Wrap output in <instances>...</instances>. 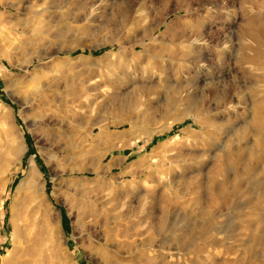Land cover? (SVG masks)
I'll return each instance as SVG.
<instances>
[{
  "label": "rangeland",
  "instance_id": "1",
  "mask_svg": "<svg viewBox=\"0 0 264 264\" xmlns=\"http://www.w3.org/2000/svg\"><path fill=\"white\" fill-rule=\"evenodd\" d=\"M0 264H264V0H0Z\"/></svg>",
  "mask_w": 264,
  "mask_h": 264
},
{
  "label": "bare ground",
  "instance_id": "2",
  "mask_svg": "<svg viewBox=\"0 0 264 264\" xmlns=\"http://www.w3.org/2000/svg\"><path fill=\"white\" fill-rule=\"evenodd\" d=\"M11 142V141H10ZM12 144V143H11ZM10 146V145H9ZM20 151V145L19 144H14L13 145V149L11 150V153L12 154H18V152ZM28 176L32 178L35 177V172L33 169H31L29 172H28Z\"/></svg>",
  "mask_w": 264,
  "mask_h": 264
}]
</instances>
